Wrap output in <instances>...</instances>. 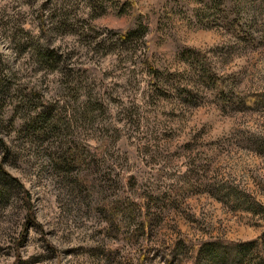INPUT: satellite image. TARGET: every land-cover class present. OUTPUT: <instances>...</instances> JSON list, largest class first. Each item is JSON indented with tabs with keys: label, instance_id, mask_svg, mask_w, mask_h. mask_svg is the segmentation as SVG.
Masks as SVG:
<instances>
[{
	"label": "rangeland",
	"instance_id": "obj_1",
	"mask_svg": "<svg viewBox=\"0 0 264 264\" xmlns=\"http://www.w3.org/2000/svg\"><path fill=\"white\" fill-rule=\"evenodd\" d=\"M221 255L264 264V0H0V264Z\"/></svg>",
	"mask_w": 264,
	"mask_h": 264
},
{
	"label": "trees",
	"instance_id": "obj_2",
	"mask_svg": "<svg viewBox=\"0 0 264 264\" xmlns=\"http://www.w3.org/2000/svg\"><path fill=\"white\" fill-rule=\"evenodd\" d=\"M129 33H130L129 31H126V33L124 35H127ZM246 244H248V243H244L243 245H246ZM220 245L225 246L226 248L230 247V246H234L232 244H225V243H221V242L206 241V242H202L200 245H198L197 252L201 249V247L204 246V248H203L204 252H207V254H208V252H211V255H212V251H215L217 249H221L222 253H224L225 250L222 249V247ZM223 262H224L223 255H221V257L219 259H217V264H223Z\"/></svg>",
	"mask_w": 264,
	"mask_h": 264
}]
</instances>
